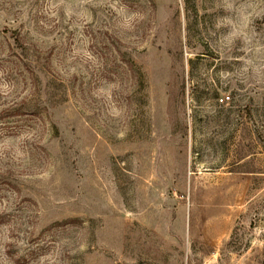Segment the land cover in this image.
<instances>
[{
	"label": "rangeland",
	"instance_id": "obj_1",
	"mask_svg": "<svg viewBox=\"0 0 264 264\" xmlns=\"http://www.w3.org/2000/svg\"><path fill=\"white\" fill-rule=\"evenodd\" d=\"M0 264H264V0H0Z\"/></svg>",
	"mask_w": 264,
	"mask_h": 264
},
{
	"label": "built area",
	"instance_id": "obj_2",
	"mask_svg": "<svg viewBox=\"0 0 264 264\" xmlns=\"http://www.w3.org/2000/svg\"><path fill=\"white\" fill-rule=\"evenodd\" d=\"M230 99V95L228 94H224L221 98H220V101L223 103V102H226Z\"/></svg>",
	"mask_w": 264,
	"mask_h": 264
}]
</instances>
